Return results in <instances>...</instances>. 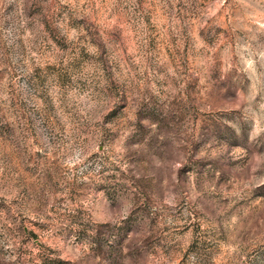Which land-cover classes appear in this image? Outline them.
I'll use <instances>...</instances> for the list:
<instances>
[{"label":"rangeland","instance_id":"obj_1","mask_svg":"<svg viewBox=\"0 0 264 264\" xmlns=\"http://www.w3.org/2000/svg\"><path fill=\"white\" fill-rule=\"evenodd\" d=\"M0 264H264V0H0Z\"/></svg>","mask_w":264,"mask_h":264}]
</instances>
